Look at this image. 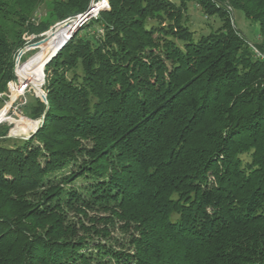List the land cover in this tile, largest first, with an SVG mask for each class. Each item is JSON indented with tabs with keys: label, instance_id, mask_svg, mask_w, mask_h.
I'll return each mask as SVG.
<instances>
[{
	"label": "trees",
	"instance_id": "trees-1",
	"mask_svg": "<svg viewBox=\"0 0 264 264\" xmlns=\"http://www.w3.org/2000/svg\"><path fill=\"white\" fill-rule=\"evenodd\" d=\"M107 2L45 66L42 127L0 126V264H264V0ZM193 2L221 26L195 38ZM43 3L0 0V93Z\"/></svg>",
	"mask_w": 264,
	"mask_h": 264
},
{
	"label": "rangeland",
	"instance_id": "rangeland-1",
	"mask_svg": "<svg viewBox=\"0 0 264 264\" xmlns=\"http://www.w3.org/2000/svg\"><path fill=\"white\" fill-rule=\"evenodd\" d=\"M54 1H58V0H44V3L40 6L39 10L35 14L36 22L50 24L49 29L41 33L40 35H28V33L27 34L25 33L23 38L27 42V46L32 45L44 39L46 36L49 35L52 36L59 30L62 32L63 36H66L65 41H67V39L70 37L72 32H68V31L66 32L65 29L67 26H61L63 25V23L56 22L55 21L56 19L52 16L53 15L52 4ZM103 1L104 0L98 3H95L94 1L95 4L101 6L98 12L102 10H108L110 8V7L106 8L105 6L102 7ZM80 16L81 15L77 16L73 20L78 19ZM184 22L195 33V38H199L201 35H207L212 30L218 29L221 26L220 20H218L214 16L210 18L206 17L205 14L202 12V8L194 2L188 5V10L186 11L184 16ZM232 24L238 29L241 35L244 36L245 39L248 42H250L252 45H256L260 43L261 38L259 37L258 24L250 20H247L241 12L239 11L233 12ZM40 50H41L40 48H35L25 53L20 60L19 66L21 67L22 65H25L29 60L35 57L40 52ZM43 66L44 64L40 67V69ZM18 67L16 66L15 63L14 73L16 78L7 83L6 91L4 93H0V119L2 118L1 111L10 105L9 110L6 114V118L1 119L0 122V126L9 127L8 135L12 134V130L15 128L17 122H28V123L31 122L34 123L35 128H37L36 126L40 124V120H41V118H35L31 116V112H32L31 107L35 103V99L37 98L39 100L41 99L37 97L33 85L27 83L21 77H20L21 79V83H20L19 77L17 76ZM36 78L38 80V84H37L38 88L42 87L43 92L46 94V92L44 91L45 83H46L45 70L43 72V79L39 78V74H37ZM20 84L21 87L23 88L22 90L23 92L21 94H19L21 92ZM15 96L16 98L13 99ZM27 130L28 129L18 130V128L16 127V134H21V137L23 138H13L15 139L14 142L21 143L23 140H26L24 138L30 137L35 131V130L33 131H27ZM245 159L248 160V157H245Z\"/></svg>",
	"mask_w": 264,
	"mask_h": 264
},
{
	"label": "bare ground",
	"instance_id": "bare-ground-1",
	"mask_svg": "<svg viewBox=\"0 0 264 264\" xmlns=\"http://www.w3.org/2000/svg\"><path fill=\"white\" fill-rule=\"evenodd\" d=\"M61 26H64V25H61ZM65 40H66V36H63L62 32L60 30L57 31L52 36L49 35L48 40L46 42H44L43 44H41L39 47H37V48L41 49L40 52L35 57H33L31 60H29L25 65H22L21 67L19 66V68L17 69V74H18V76L20 75L19 81H20V77H21L24 81L33 85V88H34L36 94H38L39 91L42 90L41 88H38V85H37L38 80H37L36 76L38 74V71H39L40 67L43 64H45V62L54 54V52L58 48V46L61 45L62 43H64ZM42 84H43V82H42ZM20 90H21V92L19 94H21L23 92L22 91L23 88L21 87V84H20ZM15 98H16V96L13 99H15ZM9 106H7L5 109H3L1 111V117H2L1 119L6 118V114L9 110ZM38 124H39V122H38ZM16 127L18 128V130L28 129L27 131H33L36 129L34 123L17 122L15 128L12 130V134L18 135V136H21V134H15Z\"/></svg>",
	"mask_w": 264,
	"mask_h": 264
},
{
	"label": "water",
	"instance_id": "water-1",
	"mask_svg": "<svg viewBox=\"0 0 264 264\" xmlns=\"http://www.w3.org/2000/svg\"><path fill=\"white\" fill-rule=\"evenodd\" d=\"M95 0L92 1V3L90 4L88 10L83 14L81 15L78 19L76 20H71V21H68V22H65L63 23L64 26H67V27H74V31L72 32V35L70 36V38L65 41L64 43H62L61 45L58 46V48L56 49V52L45 62L44 64V69H45V66L57 55V53L62 49V47L74 36V34L86 23L88 22L90 19L92 18H95V16L99 13H93L95 11V6H97V4L94 3ZM60 27V26H59ZM48 40V36H46L44 39L32 44V45H28L26 47H24L18 54L17 58H16V66L18 67L19 66V63H20V60L21 58L23 57V55L25 53H27L28 51H30L31 49H35L37 47H39L41 44H43L44 42H46ZM44 69H43V72H44ZM18 76V75H17ZM19 77V76H18ZM37 97H39L41 99L42 102H44L45 104H48V101H47V96L46 94L43 92V90L39 91L38 94H36ZM45 117H46V113L43 115L42 119L40 120V124L37 126V128L35 129V131L33 132L32 135H34L41 127H42V124L45 120ZM0 122H1V119H0ZM31 135V136H32ZM30 136V137H31ZM30 137H27V138H24L26 140H28ZM7 138H23L21 136H18V135H8Z\"/></svg>",
	"mask_w": 264,
	"mask_h": 264
},
{
	"label": "built area",
	"instance_id": "built-area-1",
	"mask_svg": "<svg viewBox=\"0 0 264 264\" xmlns=\"http://www.w3.org/2000/svg\"><path fill=\"white\" fill-rule=\"evenodd\" d=\"M104 6H105L106 8H109L108 2L105 1V0L102 2V7H104ZM97 15H98V14H97ZM97 15H96L95 17H97ZM257 53H258V52H257ZM18 68H19V67H18ZM17 75H18V74H17Z\"/></svg>",
	"mask_w": 264,
	"mask_h": 264
}]
</instances>
